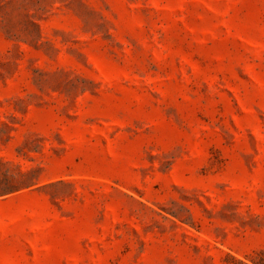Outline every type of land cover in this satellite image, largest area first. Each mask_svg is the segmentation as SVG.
Here are the masks:
<instances>
[{
    "label": "rangeland",
    "instance_id": "374dc122",
    "mask_svg": "<svg viewBox=\"0 0 264 264\" xmlns=\"http://www.w3.org/2000/svg\"><path fill=\"white\" fill-rule=\"evenodd\" d=\"M0 264H264V0H0Z\"/></svg>",
    "mask_w": 264,
    "mask_h": 264
}]
</instances>
